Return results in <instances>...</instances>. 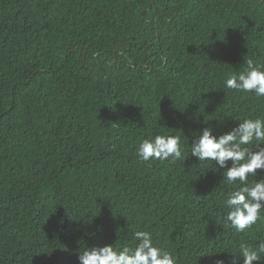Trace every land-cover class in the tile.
<instances>
[{"label":"trees","instance_id":"obj_1","mask_svg":"<svg viewBox=\"0 0 264 264\" xmlns=\"http://www.w3.org/2000/svg\"><path fill=\"white\" fill-rule=\"evenodd\" d=\"M249 57L264 64V0H0V264H80L136 231L176 264L258 249L264 209L225 223L240 184L190 152L204 127L264 119V97L224 85ZM161 134L182 158L140 160Z\"/></svg>","mask_w":264,"mask_h":264},{"label":"clouds","instance_id":"obj_2","mask_svg":"<svg viewBox=\"0 0 264 264\" xmlns=\"http://www.w3.org/2000/svg\"><path fill=\"white\" fill-rule=\"evenodd\" d=\"M228 89L253 92L257 97H264V64H258L253 58L246 59V68L233 72L225 80ZM256 141L250 150L245 147ZM137 157L142 161L156 159L165 161L169 157L180 160L184 153L179 136L156 135L144 138L135 149ZM190 152L199 161H215L224 169L223 176L227 183L240 186L230 192L225 200L227 208L223 216L225 223L237 231H243L255 224L264 209V178L249 181V176L257 177V170H264V119L246 118L232 130L215 136L212 129L204 127L199 134L193 136ZM232 161L226 167L227 161ZM264 174V173H262ZM134 239L138 243L134 247L115 249L112 244H104L85 248L78 255L80 264H176L174 257L156 246L147 231H136ZM264 242L258 249L240 245L239 251L233 255L229 264H253L262 259ZM242 258V259H240ZM216 264H225L217 259Z\"/></svg>","mask_w":264,"mask_h":264}]
</instances>
